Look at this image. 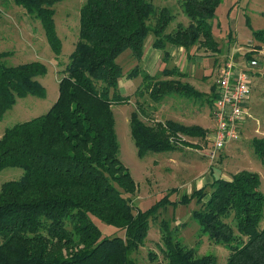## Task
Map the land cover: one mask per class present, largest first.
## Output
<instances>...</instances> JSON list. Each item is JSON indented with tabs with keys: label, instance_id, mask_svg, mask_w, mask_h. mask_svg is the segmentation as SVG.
Instances as JSON below:
<instances>
[{
	"label": "trees",
	"instance_id": "16d2710c",
	"mask_svg": "<svg viewBox=\"0 0 264 264\" xmlns=\"http://www.w3.org/2000/svg\"><path fill=\"white\" fill-rule=\"evenodd\" d=\"M12 1L40 20L49 44L59 53L54 13L61 0ZM219 2L181 0L188 24L177 23L168 32L174 14L165 6L157 9L153 0L83 2L77 40L59 79L57 99L46 113L5 128L0 137V170L13 166L23 170L20 178L0 188V264H136L131 254L143 243L156 208L168 199L165 195L145 210H134L125 195L134 192L135 184L118 158L112 105L129 98L118 88L125 73L116 58L129 49L139 61L149 35L164 60L170 56L167 45L189 49L200 44L218 51L210 19ZM7 54L0 53V118L18 98L44 95L34 78L45 72V65L30 61L9 66L2 60ZM139 73L153 103L173 93L200 95L181 80L187 73L177 67L151 76L136 64L126 75ZM140 110L141 103L129 116L139 156L175 149L166 131L205 135L196 125L169 119L165 126L146 123ZM251 145L264 164V137L252 138ZM259 187V174L243 169L229 179L213 178L181 198L185 202L196 197L198 206L191 217L208 239L227 246L226 264H264V223L260 225L264 194ZM93 217L123 235L103 233ZM160 229L164 264H215L213 255L198 256L186 247L165 222Z\"/></svg>",
	"mask_w": 264,
	"mask_h": 264
},
{
	"label": "rangeland",
	"instance_id": "374dc122",
	"mask_svg": "<svg viewBox=\"0 0 264 264\" xmlns=\"http://www.w3.org/2000/svg\"><path fill=\"white\" fill-rule=\"evenodd\" d=\"M84 1L61 0L55 5V31L60 42V51L56 53L49 44L39 19L28 14L22 6H18L12 0H0V53L8 52L2 58L4 63L13 66L30 61H40L46 67L43 74L34 78L43 86L44 95L27 94L18 98L0 118V137L5 128L46 113L57 99L59 79L77 40L79 8ZM180 3L181 0H153L157 9L165 6L174 14V18L166 29L167 32L175 28L177 23L188 24V18L183 14ZM210 24L214 39L219 47L227 52L224 59H227L229 55L230 57L237 55L238 62H241L253 74L251 93L246 103L250 117H247L241 126L238 137L220 149L221 154L218 152L217 156L210 160L203 154V151H208L204 148L196 151L198 148L190 150L182 147L188 143L185 142L186 139L178 138V134L186 138L188 134L168 131H166L168 136L166 138L172 146H175V149L150 152L144 156L136 153V147L130 134L129 116L139 103H141L140 111L142 112L140 116L146 123L155 124L157 118L170 117L187 124L202 123L206 126L204 122H211L209 106L207 104L200 106L201 101L199 100H185L181 97L168 98L166 106L176 103L178 107L175 109L168 107L163 116H159L155 104L149 99V89L143 87L138 76L131 79L133 86L137 87L136 89L130 87L127 91L126 95L129 100L123 104L112 105L116 139L119 145L118 158L128 168L135 184L134 192L125 195L130 197L135 207L134 210H145L165 195L168 199L164 206L160 205L156 208L152 214L153 217L150 218L149 229L143 243L131 254L136 264H158V262L164 264L160 252L162 222H165L170 230L174 229V236L180 239L186 247L194 249L198 256L211 254L215 257V264L227 263L229 253L227 246L208 239V236L200 231L197 221L191 217L192 211L198 206L196 197H191L185 202L181 201L182 196L190 194L199 185L198 179L203 175L210 177V171L213 177L224 175L229 178L231 174L243 169L256 172L260 177L259 188L264 194V164L258 159L251 145L252 138L264 137V33H256L264 31V0H220L214 10V17L210 19ZM150 38L152 39L153 36L149 35L146 41ZM195 48L205 60L196 65L195 76L190 81L199 86L198 77H201L203 73L207 74L209 77H207L206 84L202 83L200 86L204 90L207 89L208 84L216 81V74L219 71L216 69L220 67L212 63V56H214L210 53L212 51L200 44H195ZM195 48L190 47L193 53ZM247 53H251L258 60L259 66L248 67L250 58L245 57ZM222 58L223 54L217 55L216 64L217 62L223 64L224 59ZM116 61L124 71L134 66L129 49L121 53ZM136 64L142 67L140 60H136ZM133 89L136 92H133ZM22 174L23 170L20 167L1 169L0 188L2 183L18 179ZM93 218L103 233L114 234L116 232L118 235H123L122 230H116L96 217ZM263 223L264 209L260 225ZM150 252L151 255H149ZM68 253H70L69 250ZM63 254L67 255L66 250H63ZM150 256L154 258L151 259Z\"/></svg>",
	"mask_w": 264,
	"mask_h": 264
},
{
	"label": "crops",
	"instance_id": "0c3cea01",
	"mask_svg": "<svg viewBox=\"0 0 264 264\" xmlns=\"http://www.w3.org/2000/svg\"><path fill=\"white\" fill-rule=\"evenodd\" d=\"M152 41H153V38L151 39H148L147 41H145L144 43V47H143V54H142V57L140 59V62L142 63V67L140 66V70L141 71H144L146 73H148L149 75L153 76L155 74H158L161 70H163L164 68H169V67H177L180 69V71L182 72H185L187 73V75L185 77H183L181 80L183 82H186L188 83L190 86H192V88L194 90H196L200 95H198V97H194V96H186V95H183V94H180V93H173L172 95H169V96H166L164 97L161 101L159 102H156L154 103L155 106H156V112L159 116H163V113L165 112L166 108H177L178 105H176V103H172L170 105L167 104L166 106V100H168V98H171V97H181L185 100H199L201 101V104L200 106H202L203 104H207L209 106V114H210V123L208 122H204L206 123V126L202 125V123H190V124H187L179 119H176V118H170V117H165L163 119H161V117L158 119H156V121L158 122H161L163 124V126H165L164 122L165 120H173V121H176L178 123H181V124H184V125H188V126H191V125H196L198 127H200L202 130H204L205 132V135L203 137H200V136H191V135H186L187 138H186V143L185 145H183L182 147L183 148H186V149H190V150H195L198 148V150L196 151H200L201 148L207 150L209 149V147H211V137H212V131H213V128H214V122L212 120V110L214 108V104H215V81H213L211 84H208L207 85V89L205 88L204 90L200 88V86L202 85V83H205L206 84V81H207V77H209L207 74L203 73V75L200 77H198L200 79V82H199V86H196L194 85L193 83H191V78L194 75V71H195V67L196 65H199L200 63H203V61L205 60V58L200 55L201 53L198 54V52H196V48H195V45L192 46L195 48V52L193 53L192 49H185L181 46H174V45H167V50L169 52V58L167 60H164L162 58V50L161 49H158V48H155L153 45H152ZM216 41V40H215ZM219 50L216 51V52H210L211 55H214L212 56L213 60H212V63H214L215 65H219L218 67L221 66L222 63L220 62H215V59H216V56L219 55V54H223V58H225V56L227 55V52L223 51L219 45L217 47ZM211 51V50H210ZM208 54V53H207ZM210 55V54H209ZM210 55V56H211ZM220 57V56H219ZM233 59L235 61H238L239 57L237 58V55H233L230 57V55L227 57V59ZM227 59H224L227 60ZM135 59L133 58V64L135 66ZM239 64H242L241 62H238ZM133 66V67H134ZM219 68L216 69V71L218 70ZM130 70V69H129ZM129 70H126L124 71L125 75L123 77L120 78L119 82H118V88H119V91L120 93L122 94H126L127 91H129V88L130 87H134L133 86V83L131 82L132 80L131 79H135L136 77H140L139 79H141V82H142V76L140 75V73L136 76H133V77H128L126 75V73H128ZM197 70V69H196ZM207 70V69H205ZM198 76V75H197ZM217 76V74H216ZM138 79V78H137ZM203 81V82H201ZM140 82V83H141ZM208 83V82H207ZM137 86H135L134 88L136 89ZM133 89L132 91L133 92H136V90ZM135 90V91H134ZM178 95V96H176ZM202 95V97H201ZM183 105V104H182ZM248 104H246L245 106V109H249L247 107ZM153 109V106L151 107ZM179 110H182V109H179ZM194 111V110H193ZM248 111V110H247ZM249 113V116L250 117V112L248 111ZM249 119V118H248ZM209 121V119H208ZM246 121V120H245ZM245 121L243 123H245ZM208 135V136H207ZM210 145V146H209ZM221 152V151H220ZM219 152V154H221ZM205 153V151H203V154ZM210 177L208 176H205L203 175L199 180V185H197V188H200L206 184H208L209 182H211L213 180V178H218V177H213V173L210 171ZM221 178H225V179H228L229 177L226 176L224 177L223 176H220Z\"/></svg>",
	"mask_w": 264,
	"mask_h": 264
},
{
	"label": "built area",
	"instance_id": "2783aa9c",
	"mask_svg": "<svg viewBox=\"0 0 264 264\" xmlns=\"http://www.w3.org/2000/svg\"><path fill=\"white\" fill-rule=\"evenodd\" d=\"M259 62L255 57L248 60V67H257ZM253 74L238 61L227 59L220 66L215 81V104L212 119L215 128L211 137V147L204 155L213 160L220 149L238 137V127L249 116L245 109L251 93ZM178 138L186 137L178 134Z\"/></svg>",
	"mask_w": 264,
	"mask_h": 264
}]
</instances>
